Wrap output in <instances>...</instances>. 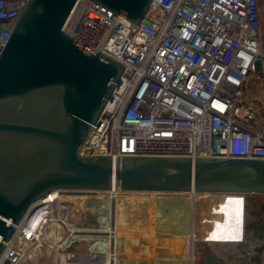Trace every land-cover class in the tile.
Segmentation results:
<instances>
[{"label":"built area","instance_id":"obj_1","mask_svg":"<svg viewBox=\"0 0 264 264\" xmlns=\"http://www.w3.org/2000/svg\"><path fill=\"white\" fill-rule=\"evenodd\" d=\"M27 1L0 0V52ZM62 29L79 47L125 65L81 156L264 158V104L256 108L244 95L254 79L264 81L255 0H151L138 25L77 0ZM72 191L53 190L28 208L1 249L0 264H21L45 240L60 248L88 242L85 252L62 250L56 264H97L80 255L105 260L117 251L111 202L131 194L99 190L95 198L103 199L108 217L80 227L72 221L82 211L68 197ZM54 232L57 239L48 240Z\"/></svg>","mask_w":264,"mask_h":264},{"label":"water","instance_id":"obj_2","mask_svg":"<svg viewBox=\"0 0 264 264\" xmlns=\"http://www.w3.org/2000/svg\"><path fill=\"white\" fill-rule=\"evenodd\" d=\"M76 1L28 0L0 52V251L28 208L56 189L264 192V158L80 155L125 65L63 31ZM90 1L135 25L151 3ZM255 4L264 59V0Z\"/></svg>","mask_w":264,"mask_h":264},{"label":"rangeland","instance_id":"obj_3","mask_svg":"<svg viewBox=\"0 0 264 264\" xmlns=\"http://www.w3.org/2000/svg\"><path fill=\"white\" fill-rule=\"evenodd\" d=\"M244 95L251 105L261 107L264 104V81L254 79L245 88ZM72 192H77L68 193L69 197H76L74 207L82 209L72 217L76 226L90 227L100 216H107L108 211L104 207L103 199L95 198V194H101L103 191ZM126 192L131 195H122L111 202V221L118 238L117 251L113 252L115 264H189L186 235L191 230L192 214L196 230V239L192 244L195 264H198L204 253L218 254L223 257L224 264H242L240 255H246L248 248L243 244L229 247L226 241H222L229 239L233 242L232 239L238 237L244 240V230L232 227L230 221L222 222L218 217L217 212L221 213V210L215 202L226 194L194 192L191 197L189 192ZM234 196L240 205L245 195ZM254 207L259 208L258 203ZM245 234L249 236L246 240L251 244L254 241L253 236L247 232ZM48 236V240L55 241L58 234L54 232V235ZM57 244L48 243L46 240L41 242L38 247L30 250L21 264H56L58 253L62 250L85 252L88 247L87 241L66 243L63 248Z\"/></svg>","mask_w":264,"mask_h":264},{"label":"flooded vegetation","instance_id":"obj_4","mask_svg":"<svg viewBox=\"0 0 264 264\" xmlns=\"http://www.w3.org/2000/svg\"><path fill=\"white\" fill-rule=\"evenodd\" d=\"M224 194L226 195L217 199L215 202L221 210V213H224L222 215L220 213L218 216L220 217L219 219H221L220 221H227V223L230 221V225L232 227H239V224H241V226L245 227L247 233L253 236L254 240L258 239L257 243L252 244V248L254 250L252 253L253 255L250 256L249 261L248 259L243 258L242 264H261L262 251H264V192H249L246 194L242 192H231ZM234 195H245L242 199V206L239 211L235 208V205L238 207V203H236L237 197ZM252 195H256L258 197H253ZM256 203H258L259 206L257 209L254 207ZM236 210L238 214H240V217L237 212H234ZM225 216L228 218L226 219ZM210 257L211 254L204 253L198 264H202Z\"/></svg>","mask_w":264,"mask_h":264},{"label":"crops","instance_id":"obj_5","mask_svg":"<svg viewBox=\"0 0 264 264\" xmlns=\"http://www.w3.org/2000/svg\"><path fill=\"white\" fill-rule=\"evenodd\" d=\"M192 201H193V199H192ZM238 203V202H237ZM240 206H242V202L240 203V205H239V203H238V207H235L236 209H238V211L240 210ZM234 208V209H235ZM235 213L237 212V210L236 211H234ZM217 214H219L220 215V213L219 212H217ZM222 214H224L223 212L221 213V215ZM237 214H238V212H237ZM193 215V214H192ZM192 215H190L191 216V218H190V222H191V226H192V221H193V218H192ZM239 215V217H240V214H238ZM242 229V231L244 230V232H243V235H244V240H240V238L238 237V239H232V241L233 242H231V241H229V239H225V240H222L223 242H227V245L230 247H235L237 244H243L245 247H247L248 249H246V251H245V254L246 255H240V257H241V259H240V263H242V260H243V258L245 259H248V261H249V259H250V256L251 255H253L252 253L254 252V250H253V248H252V244L254 243H257L258 242V239H255L254 241H252V243L251 244H249L250 242L249 241H247L246 240V238H248L249 236L247 235V234H245V232H247L246 230H245V227H243V226H241V224H239V227H238V229ZM238 236H239V234H238ZM231 240V239H230ZM247 242H246V241ZM215 241H218V240H215ZM249 242V243H248ZM246 243V244H245ZM228 247V248H229ZM227 248V249H228ZM213 255V254H212ZM110 257H114V256H112V255H109ZM215 258H217V259H219L220 260V264H224V262H223V257H221V256H219L218 254H216L215 253V255H213ZM107 258H108V256H107ZM261 264H264V251H262V258H261Z\"/></svg>","mask_w":264,"mask_h":264},{"label":"bare ground","instance_id":"obj_6","mask_svg":"<svg viewBox=\"0 0 264 264\" xmlns=\"http://www.w3.org/2000/svg\"><path fill=\"white\" fill-rule=\"evenodd\" d=\"M116 189H119V188H116ZM189 193H190L191 197L194 196V193H191V192H189ZM201 194H204V193H201ZM186 236L188 238V243H187L188 256H187V259H188V263L191 264L192 257H193L192 244H193V242L196 239V230L194 228L193 222H192L191 230ZM109 255L114 256L112 252L111 253L109 252L108 254H106V259L105 260H100L98 257H94L93 259H91V256H88V255L87 256L80 255V258H82L81 260H84V261L86 260L88 262H89V260H93V262H98L97 264H115L114 259H113L114 257H110ZM107 256H108V258H107Z\"/></svg>","mask_w":264,"mask_h":264}]
</instances>
